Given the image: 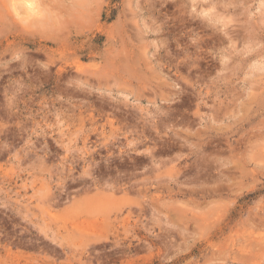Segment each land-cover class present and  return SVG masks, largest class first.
<instances>
[{
	"label": "rangeland",
	"instance_id": "obj_1",
	"mask_svg": "<svg viewBox=\"0 0 264 264\" xmlns=\"http://www.w3.org/2000/svg\"><path fill=\"white\" fill-rule=\"evenodd\" d=\"M0 264H264V0H0Z\"/></svg>",
	"mask_w": 264,
	"mask_h": 264
},
{
	"label": "bare ground",
	"instance_id": "obj_2",
	"mask_svg": "<svg viewBox=\"0 0 264 264\" xmlns=\"http://www.w3.org/2000/svg\"><path fill=\"white\" fill-rule=\"evenodd\" d=\"M31 5V4H30ZM31 7V6H30ZM32 9V8H31ZM51 15V14H50ZM53 19V18H52ZM49 20V19H48ZM50 23V22H49ZM54 24V23H53ZM50 25V24H49ZM54 27V26H53Z\"/></svg>",
	"mask_w": 264,
	"mask_h": 264
}]
</instances>
